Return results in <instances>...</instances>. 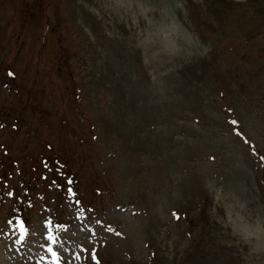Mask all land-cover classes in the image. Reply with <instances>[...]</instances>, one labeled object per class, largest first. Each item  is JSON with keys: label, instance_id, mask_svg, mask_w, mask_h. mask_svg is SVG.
<instances>
[{"label": "rangeland", "instance_id": "374dc122", "mask_svg": "<svg viewBox=\"0 0 264 264\" xmlns=\"http://www.w3.org/2000/svg\"><path fill=\"white\" fill-rule=\"evenodd\" d=\"M0 125V264H264V0H0Z\"/></svg>", "mask_w": 264, "mask_h": 264}, {"label": "snow or ice", "instance_id": "6c2138e0", "mask_svg": "<svg viewBox=\"0 0 264 264\" xmlns=\"http://www.w3.org/2000/svg\"><path fill=\"white\" fill-rule=\"evenodd\" d=\"M7 75L10 78H14V73H12L11 71H9L7 73ZM5 87H8V85L6 84ZM230 123L232 125H237V122L235 120L230 121ZM0 127H3V125H0ZM14 127H15V125H14ZM237 135H239V133H237ZM261 160L264 161V157H261ZM52 171L56 172L57 176H56V178L52 179L50 187H51V185H55L56 186V190L60 191L62 197H64L65 203H68V204L71 205V204H73V202H75L76 205H80V203H81L80 201H78V200L74 201V197L77 195L75 193L74 188H73V184L75 183V181L72 178H70V177L66 178L65 174H63L62 171L59 170V168H53ZM41 178L47 180L48 177L42 174ZM2 180H3V177H0V181H2ZM60 180H64V184H60L59 183ZM7 195L9 197H12V196L15 195V193H14V191H10V192L7 193ZM25 195H27V191L25 192ZM29 206H31V205H29ZM173 216L177 220L180 219L179 215L176 214V213H173ZM75 221L77 223L81 224V230L82 231L86 230L82 226L83 222L81 221V218H80L79 215L75 216ZM96 222H97V224L101 223L99 220H97ZM8 223L11 224L12 221L9 220ZM51 226H52V221L51 220H47L45 222V227H47L49 229V231H48L47 235L44 237V240L47 242V245H45V244L37 245V248L40 251L44 252L45 254L39 255V257H38V259L36 261V264H45L46 258L48 256L51 257V260L47 261V264H60L61 257L58 255V251L54 250V248L62 249L64 251L69 252V254H71V248L70 247H66V244L70 245L71 242L70 241H65V240L61 239L59 236L54 235V233L52 232ZM56 230H57V232H60L61 230L63 232H67L68 231V226H66L64 224H57L56 225ZM73 235H75V233H73ZM24 240H25V237H24L23 234H21L19 239L15 240V243L16 244H21V243L24 242ZM81 251L82 252L83 251H87V249H84L83 247H81ZM80 258L81 257L79 255V253H77L75 255V257H74V259H80ZM91 260L93 261V264H99L95 249L92 250ZM67 264H72L71 260H69L67 262Z\"/></svg>", "mask_w": 264, "mask_h": 264}]
</instances>
